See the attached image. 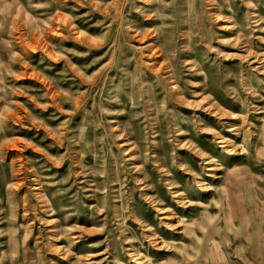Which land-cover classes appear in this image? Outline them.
I'll return each instance as SVG.
<instances>
[{
	"label": "rangeland",
	"instance_id": "1",
	"mask_svg": "<svg viewBox=\"0 0 264 264\" xmlns=\"http://www.w3.org/2000/svg\"><path fill=\"white\" fill-rule=\"evenodd\" d=\"M0 264H264V0H0Z\"/></svg>",
	"mask_w": 264,
	"mask_h": 264
}]
</instances>
